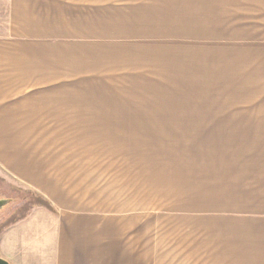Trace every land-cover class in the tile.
Here are the masks:
<instances>
[{
	"label": "rangeland",
	"instance_id": "374dc122",
	"mask_svg": "<svg viewBox=\"0 0 264 264\" xmlns=\"http://www.w3.org/2000/svg\"><path fill=\"white\" fill-rule=\"evenodd\" d=\"M57 3V84L0 104V199L13 200L0 210V256L54 264L41 248L55 251L54 220L73 216L90 235L83 264H259L256 221L216 213L195 193L193 119L196 33L204 46L205 30L217 40L233 14L254 9Z\"/></svg>",
	"mask_w": 264,
	"mask_h": 264
},
{
	"label": "crops",
	"instance_id": "0c3cea01",
	"mask_svg": "<svg viewBox=\"0 0 264 264\" xmlns=\"http://www.w3.org/2000/svg\"><path fill=\"white\" fill-rule=\"evenodd\" d=\"M57 1L0 0L2 106L57 84ZM241 1L254 9L250 16L233 14L217 40L214 29L205 30L204 46L195 35V193H203L216 213L256 221L258 262L264 264V0ZM54 221L56 250L43 246L42 254L54 252V264H83L76 256L86 253L87 224L73 216ZM49 236L40 234L45 241ZM38 264H49L48 257Z\"/></svg>",
	"mask_w": 264,
	"mask_h": 264
},
{
	"label": "water",
	"instance_id": "95a60500",
	"mask_svg": "<svg viewBox=\"0 0 264 264\" xmlns=\"http://www.w3.org/2000/svg\"><path fill=\"white\" fill-rule=\"evenodd\" d=\"M11 199H0V210L3 209L8 203H10ZM0 264H11L10 261L0 256Z\"/></svg>",
	"mask_w": 264,
	"mask_h": 264
},
{
	"label": "trees",
	"instance_id": "16d2710c",
	"mask_svg": "<svg viewBox=\"0 0 264 264\" xmlns=\"http://www.w3.org/2000/svg\"><path fill=\"white\" fill-rule=\"evenodd\" d=\"M11 201H13V200L11 199Z\"/></svg>",
	"mask_w": 264,
	"mask_h": 264
}]
</instances>
